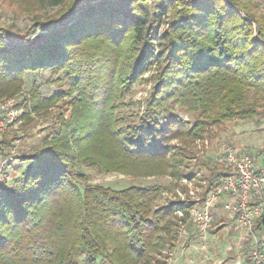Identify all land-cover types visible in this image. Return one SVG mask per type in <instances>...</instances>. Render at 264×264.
I'll use <instances>...</instances> for the list:
<instances>
[{"label":"trees","instance_id":"1","mask_svg":"<svg viewBox=\"0 0 264 264\" xmlns=\"http://www.w3.org/2000/svg\"><path fill=\"white\" fill-rule=\"evenodd\" d=\"M248 1L36 0L59 13L25 37L0 28V100L47 71L48 85L62 76L67 89L47 96L34 85L22 120L60 103L69 112L32 151L8 154L0 141L6 168L23 169L16 187L0 184V264H168L194 205L158 206V184L91 185L82 167L192 179L189 148L210 127L260 115L264 18ZM153 69L144 111L126 115L127 94ZM228 175H214L208 191Z\"/></svg>","mask_w":264,"mask_h":264},{"label":"rangeland","instance_id":"2","mask_svg":"<svg viewBox=\"0 0 264 264\" xmlns=\"http://www.w3.org/2000/svg\"><path fill=\"white\" fill-rule=\"evenodd\" d=\"M32 2L36 0H0V28H6L17 36L25 37L38 22L46 23L59 13L60 8L52 7L49 2H44L39 7ZM247 3L251 11L264 18V0H249ZM155 71L153 69L147 73L144 76L145 81L137 84L133 91L127 94L121 108L126 115H137L144 111L153 86L151 77ZM50 77L51 73L47 71L43 75H28L23 93L10 99L11 101L0 100L13 103L14 108L20 113L9 131L0 135V141L6 139L12 145L10 152L7 151L8 154L32 151L41 145L45 137L54 129L61 114L65 118L68 117L67 107L60 103L51 109L47 116L33 115L31 122L21 118L23 111L20 105L34 85L39 86L42 94L47 96H53L59 90L67 89L64 81L56 82L62 76L54 77L53 83L48 85L47 81ZM61 84L62 87H59ZM179 116L190 123H194L198 117L185 111H180ZM208 133L205 139L196 141L189 148V168L184 173L191 174L192 179H176L168 174L162 176L105 174L87 167H82V171L88 176L91 185H103L116 190L131 186L161 185L164 191L158 206L183 202V199L194 205L198 199L202 200L205 197L214 175L229 172V166L225 161L228 149L248 154L255 162L264 156V109L257 117L226 121L221 125L210 127ZM10 161L6 156H0V184L6 183L8 187H16L23 169L10 172L6 168ZM191 191L196 194L195 197L191 196ZM225 198L228 197H223L221 200ZM217 205L213 211L212 226L205 239L201 238L191 219L186 225L178 228L179 244L171 254L168 264H254L248 260V257L257 243L264 242V228L258 229L257 220L252 229H242L225 212L224 203L222 207ZM221 226L224 228L218 231Z\"/></svg>","mask_w":264,"mask_h":264},{"label":"built area","instance_id":"3","mask_svg":"<svg viewBox=\"0 0 264 264\" xmlns=\"http://www.w3.org/2000/svg\"><path fill=\"white\" fill-rule=\"evenodd\" d=\"M9 101H0V135L7 133L19 118V111ZM225 161L229 175L212 187L202 200L198 199L191 210V220L202 239L210 230L213 211L223 197L230 199L223 205L225 212L242 229H252L256 221L264 217V205L257 204L264 197V156L255 162L250 155L230 148ZM190 194L196 196L192 191ZM177 216L183 218L184 212L178 211ZM250 255L254 264H264V242L257 243Z\"/></svg>","mask_w":264,"mask_h":264},{"label":"crops","instance_id":"4","mask_svg":"<svg viewBox=\"0 0 264 264\" xmlns=\"http://www.w3.org/2000/svg\"><path fill=\"white\" fill-rule=\"evenodd\" d=\"M261 160H262V157L259 158L258 162L261 161ZM227 202H229V199H228V198H225V200H223V201L221 200V201L218 203L217 206L222 207L223 203H227ZM262 228H264V226H263ZM262 228H261V229H262Z\"/></svg>","mask_w":264,"mask_h":264}]
</instances>
